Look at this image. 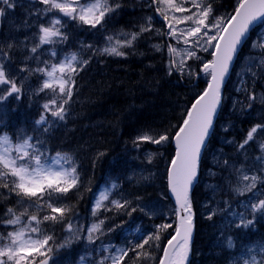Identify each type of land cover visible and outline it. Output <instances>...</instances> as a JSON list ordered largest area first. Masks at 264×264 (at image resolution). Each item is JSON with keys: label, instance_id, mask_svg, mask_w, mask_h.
<instances>
[{"label": "snow or ice", "instance_id": "snow-or-ice-1", "mask_svg": "<svg viewBox=\"0 0 264 264\" xmlns=\"http://www.w3.org/2000/svg\"><path fill=\"white\" fill-rule=\"evenodd\" d=\"M215 3L147 0L153 16L142 18V22L132 25L133 30L109 34L125 7L124 0H0V203L13 202L12 206L5 203L0 212V264H60V251L71 250L74 244H82L85 250L77 264H153L156 251L162 253L158 264H189L196 216L194 190L200 184L203 154L223 111L226 84L233 76L237 77L233 90L240 94L233 109L250 114L258 106L264 114V91L257 90L258 86L264 89V0H235L231 10L223 13L214 7ZM17 9L23 12L19 25L14 19ZM155 15L164 25L160 29L154 26ZM70 24L102 34L105 46L80 41L78 51H66L64 46L72 35ZM23 28L34 30L31 38L27 33L23 40L11 34L4 36L5 31L19 32ZM257 28L256 40L242 57L243 48ZM146 33L152 35L146 37ZM152 36L170 41L163 47L152 45L156 51L167 52L169 76H203L207 86L193 97L179 123L171 126L172 131L146 126L132 139V147L137 150L144 144L163 147L174 142L175 155L167 171V190L175 201L170 209L174 219L150 231L136 227L117 244L110 239L111 234L117 229L123 232L124 224L114 223L115 217L108 213L131 218L139 210L151 217L157 215L159 205L141 206L143 197L136 195L133 206V199L117 181L93 192L92 178L84 174L79 158L53 151L48 138L54 126L66 122L78 93L77 78L94 57H127L130 52L126 49L134 51L141 38ZM200 52H208L211 59L204 60ZM189 60L199 62V71ZM32 77L38 85L29 83L27 91L32 97L43 94L45 102L30 130L17 128L9 119L10 113L17 112L11 105L24 99L26 82ZM231 127L229 122L221 130L228 132ZM225 143L235 145L243 162L214 155L219 171L210 168L208 175L220 176L230 192L246 197L237 202L236 208L227 200L224 204L232 209L235 228L242 232L254 230L257 222L264 220V119L254 123L240 142L225 139ZM250 147L259 155L249 158ZM106 155L97 151L92 169ZM154 155L148 154V163ZM207 187L213 193L222 190L218 184ZM85 193L93 197L87 217L79 212ZM163 198L167 197L162 194ZM206 210L208 220L217 215V208L206 205ZM169 229L172 232L161 248L162 234ZM226 245L228 249L237 247L231 236L226 237ZM243 248L245 258L233 255L230 264H264V240Z\"/></svg>", "mask_w": 264, "mask_h": 264}, {"label": "trees", "instance_id": "trees-1", "mask_svg": "<svg viewBox=\"0 0 264 264\" xmlns=\"http://www.w3.org/2000/svg\"><path fill=\"white\" fill-rule=\"evenodd\" d=\"M124 2L125 7L114 24L110 26L109 34L119 33L121 29L124 31L133 30L132 25L138 21L142 22L144 17L154 15L152 9L148 8L147 1L139 3L136 0H124ZM234 2L235 0H216L214 7H218L223 13L230 11ZM18 14L23 15L22 11ZM153 23L157 29L164 26L156 15ZM22 30L16 32L18 36L24 34ZM69 31L72 35L69 38V44L64 46L66 51H78L80 41L99 48L105 46V41L100 33L86 31L83 28L79 30L72 25H69ZM151 35L150 33L145 34L146 37ZM22 38L23 36L20 37V40H23ZM169 42L167 38L159 36H152L151 39L141 38L134 51L126 49L130 52L127 57H94L77 78L78 93L73 97L66 122H61L50 131L49 147L53 151L69 152L79 158L85 170L84 174L92 178L93 192H98L104 179L109 174L115 173V166L122 163L121 158L125 156L127 150L131 149V141L139 129L146 126L154 128L163 126L172 131L171 126L179 123L181 114L190 106L193 97L207 86L206 78L203 76L199 79H181L175 73L171 76L167 74V52L156 51L152 45L159 44L163 47ZM207 59L210 60L211 56L208 55ZM196 71H199V63ZM32 80L37 81L36 77ZM35 83L38 84V82ZM25 87L27 94L20 102L11 105L12 108L17 109V112L10 113L9 119L17 128L23 127L30 130L34 118L41 110L40 105L45 102V99H41L43 94L32 97L31 92L27 91L28 86L25 85ZM29 97L32 98L29 99ZM245 122L253 124V122ZM97 151L106 152L107 155L92 169L91 161ZM140 151L142 153L145 151L144 154L147 156L149 153H154L152 163H148L147 156L144 157L146 159L144 164L135 161L128 170L124 171L130 172L128 176L124 175L120 180V184L123 186L122 190L130 199H133V206H136L134 200L136 195L143 197L140 202L141 206L157 200L161 194L170 199L167 190V171L169 161L175 155L173 142H169L163 147L144 144L139 150L142 155ZM120 166L122 167V165ZM159 178L162 179V184ZM197 190L199 191L197 199L199 200L202 196L199 188H196L193 206H195ZM92 199L91 193L84 194V199L80 201L79 207L82 216H89ZM5 203L12 206L13 202L0 203V212L3 211ZM108 215L115 217L114 223H123L124 228L135 222L143 224L145 221L155 225L168 222L166 218L150 220L144 217V213L139 210L134 212L131 218L115 213H108ZM125 221L127 223H124ZM202 226L205 229V226ZM120 230L117 229L116 232ZM150 230L149 226L144 231ZM171 232L172 229H169L162 234L161 248L166 245V240ZM57 235H60L59 231H57ZM161 255L160 251L154 253L153 264H158ZM213 261L210 260V262Z\"/></svg>", "mask_w": 264, "mask_h": 264}, {"label": "rangeland", "instance_id": "rangeland-1", "mask_svg": "<svg viewBox=\"0 0 264 264\" xmlns=\"http://www.w3.org/2000/svg\"><path fill=\"white\" fill-rule=\"evenodd\" d=\"M139 3H143L147 0H136ZM21 10L17 9L15 13V23L19 25L20 19H23V15L20 16ZM23 13V12H22ZM157 18L161 20V18L156 15ZM72 25V24H70ZM73 27V25H72ZM180 27H183L181 25ZM77 28V27H76ZM81 30L82 28H77ZM24 34L18 36L16 31H5L4 35L8 36L9 34L13 36H17L19 39L27 33L31 38L32 32L34 30H29L27 28H23L22 30ZM259 28L255 30L253 36L251 37L246 49L242 53V57L249 52V47L256 40L257 32ZM47 47V46H46ZM183 47V45H180ZM202 56L204 60H208V52H200L198 53ZM189 64L193 65L194 69L196 70L198 63H193V61L189 60ZM239 63V62H238ZM35 78V77H32ZM29 81L33 87H36L38 84L34 80ZM237 80L236 76L232 77V80L227 84L226 91H225V99L223 102V111L219 117L215 135L211 139V144L209 145L207 151L204 154L203 162L201 165V175H200V184L197 188L196 199H195V206H193V210L196 212V216L194 218L195 224V232H194V239L192 244V252H191V259L190 264H230V260L235 255L236 259L245 258L246 249L243 248L244 245H251L254 242H259L264 240V220H260L257 222L256 227L254 230H245L241 231L240 229L235 228L234 220L235 218L230 215L232 209H226L224 201H229L232 203L233 208L237 207V202L246 199V197H239L236 196L234 193L228 190L227 184L221 179L220 176L210 177L208 175V169H212L213 171H219L218 168L215 167L213 156H217L220 158H231L236 160L238 163L243 162L244 158L239 157L234 144H226L225 139L228 140H235L236 142H240L244 136L246 135L248 129L256 122H260L264 119V114L261 113V109L257 106L255 111L249 113H241L238 110H234L232 105L236 99L240 97V94L234 92L233 87ZM26 82V86L29 84ZM258 91H264V89H260L259 86L257 87ZM227 110V111H226ZM245 121L253 122L252 125L246 124ZM231 122L232 127L229 128L228 132H223L221 130L222 126L227 125ZM140 150V149H139ZM139 150L131 149L127 150L125 156L121 158V164L115 166V173L109 174L103 181L100 186L99 190H102L104 187L109 186L112 181H117L120 184V180L125 176L129 175V172H124L128 170L129 167L135 161H138L140 164H144L146 159L144 158L147 154H144L143 151L142 155L139 153ZM221 153H223V157H221ZM256 155H259L258 150L254 147H250L248 149L247 156L252 158ZM250 162V160H249ZM122 165V167L120 166ZM207 169V170H206ZM138 171V170H137ZM223 175L227 176V173H223ZM158 180V179H157ZM162 184V179H160ZM208 184H218L221 185L222 190L216 193H213V190L208 188ZM98 190V191H99ZM163 189L161 188V191ZM171 199V198H170ZM169 198H163L162 194L160 197L153 201L149 202L152 204H158V213L154 216H145L150 220H158L166 218L168 221L170 219H174L172 217L170 209L174 207L172 200ZM206 205L211 208H217V215L213 217L212 220L207 219V210ZM242 210V209H238ZM151 222V221H149ZM205 229H203V226ZM151 227V230L154 229L155 224L146 223L144 221L143 224L135 222L134 224H129L128 227L124 228V231L121 232H114L111 234L110 239L117 244L121 243L122 238L129 234V232L134 231L136 227H140L143 231ZM202 226V227H201ZM123 237H122V236ZM231 236L234 242L236 243L237 247L235 249H228L226 245V237ZM106 240L109 238H105ZM99 241H97V245H99ZM85 254V250L82 244H74L71 250H61L60 251V264H77L79 257ZM210 260H214L210 262Z\"/></svg>", "mask_w": 264, "mask_h": 264}, {"label": "water", "instance_id": "water-1", "mask_svg": "<svg viewBox=\"0 0 264 264\" xmlns=\"http://www.w3.org/2000/svg\"><path fill=\"white\" fill-rule=\"evenodd\" d=\"M173 147H174V149H175V144H174V142H173ZM169 196H170V198H171L173 204H175L174 198L172 197V195L170 194V192H169ZM194 232H195V228H194V231H193V238H192V241H193V239H194ZM190 257H191V254H190V256H189V262H190Z\"/></svg>", "mask_w": 264, "mask_h": 264}, {"label": "bare ground", "instance_id": "bare-ground-1", "mask_svg": "<svg viewBox=\"0 0 264 264\" xmlns=\"http://www.w3.org/2000/svg\"><path fill=\"white\" fill-rule=\"evenodd\" d=\"M172 104V103H171ZM227 111V110H226ZM207 170V169H206Z\"/></svg>", "mask_w": 264, "mask_h": 264}]
</instances>
